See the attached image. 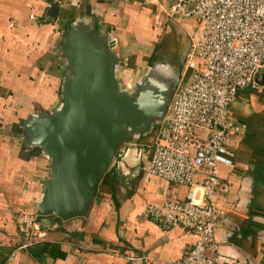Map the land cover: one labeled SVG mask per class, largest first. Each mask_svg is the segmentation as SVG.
Instances as JSON below:
<instances>
[{
    "label": "crops",
    "instance_id": "0c3cea01",
    "mask_svg": "<svg viewBox=\"0 0 264 264\" xmlns=\"http://www.w3.org/2000/svg\"><path fill=\"white\" fill-rule=\"evenodd\" d=\"M131 1L114 2L117 13L105 11L99 17L93 9L92 15L114 47L125 53L122 65L133 73L147 64L162 29L189 19L165 15V26L155 27L151 9L145 6L149 1ZM64 2L0 0V264H169L192 248L197 235L181 228L162 229L144 213L148 203L181 199L185 192L181 186L146 174L154 132L144 147L118 150L86 215L68 220L39 216L40 242L34 249L18 248L15 214L31 207L48 168L40 151L25 145L20 125L29 114L48 112L59 103L66 74L61 54L63 24L74 14ZM56 8L55 19L49 21ZM193 26L190 19L182 33L186 35ZM156 52L161 57L155 60L172 63L177 59L169 50ZM179 72L180 80L187 81L189 71ZM129 77L128 87L133 83ZM257 81L256 87L239 89L227 109L228 119L239 129L227 134L233 165L216 167L217 197L226 210L214 231L219 264H264V69ZM198 131L204 133L202 128ZM200 179L197 173L196 180ZM43 245L47 248L42 249Z\"/></svg>",
    "mask_w": 264,
    "mask_h": 264
},
{
    "label": "built area",
    "instance_id": "2783aa9c",
    "mask_svg": "<svg viewBox=\"0 0 264 264\" xmlns=\"http://www.w3.org/2000/svg\"><path fill=\"white\" fill-rule=\"evenodd\" d=\"M81 1L66 3L78 6ZM150 2L169 18L192 19L194 29L183 66L190 76L179 81L165 117L156 125L145 166L147 175L183 187L184 197L160 205L148 203L144 213L162 229L181 228L197 235L192 248L169 264H219L214 231L226 210L217 197L216 167L233 165L227 134L239 127L228 119L227 109L239 89L258 85V74L264 69V0ZM200 128L204 133H199ZM37 220L34 212H16L18 248L40 242Z\"/></svg>",
    "mask_w": 264,
    "mask_h": 264
},
{
    "label": "water",
    "instance_id": "95a60500",
    "mask_svg": "<svg viewBox=\"0 0 264 264\" xmlns=\"http://www.w3.org/2000/svg\"><path fill=\"white\" fill-rule=\"evenodd\" d=\"M57 13L53 9L49 21ZM101 26L86 13L69 20L61 43L66 74L59 103L29 114L20 125L25 145L38 148L48 161L32 201L38 216L86 215L119 147L154 132L180 81L179 70L160 59L132 89L124 87L118 75L122 55Z\"/></svg>",
    "mask_w": 264,
    "mask_h": 264
},
{
    "label": "rangeland",
    "instance_id": "374dc122",
    "mask_svg": "<svg viewBox=\"0 0 264 264\" xmlns=\"http://www.w3.org/2000/svg\"><path fill=\"white\" fill-rule=\"evenodd\" d=\"M88 1H89L91 6H88L87 2H85L83 0L81 1V3L78 6H71V5L67 4L66 2H64L65 7H68L71 10L72 14L74 13L72 15L71 19L77 17L79 15V13H82V14L86 13V15L91 17V19L94 22H97L98 21V20H96L97 18H95L92 15L93 9H94L95 13H97V14L100 13L99 17H102L101 15H104L103 12H105V11H106L105 13H112V12H110V10L114 11V12L116 11V13L118 12V8L114 5H112V4H114V2H117V0L116 1L115 0H103L104 3H101L102 2L101 0H88ZM106 1L111 3V4L106 5L105 4ZM146 1H149V2H147V4L145 6L147 8L151 9L150 14H152V17H153L154 26L156 27L157 25L158 26L160 25V26L164 27L165 24H164L163 18L165 17V14L158 13L159 12L158 11V9H159L158 5L153 4L152 2H150V0H146ZM128 2H132V1L128 0ZM86 7H88V8L85 10ZM83 10H85V11H83ZM157 15H160L159 18H157ZM49 19H50V17H48V20ZM189 20H185L184 22H178L181 25L180 27H179V24L176 25L175 23H172V24L170 23V24H168V26L166 28L162 29L159 32L160 39L158 41V49L161 48L164 52H166V50H169L171 52V55L173 54L172 57H180L181 58V65H180L181 67H180V69H178V67H177V69L181 72H182L183 66H184V57H185L184 55L188 51V48H189V34L193 31L194 26L190 31L186 32V35H184L181 30L183 27H186L189 24ZM66 24H68V23H66ZM66 24L65 25L63 24L64 33L66 31V28H67ZM113 25H115V24H113ZM110 30H112V29H110ZM110 33H113V32L110 31ZM115 49H117V48H115ZM170 52H169V54H170ZM121 55H123V54H121ZM121 66H122L121 67V69H122L123 65L121 64ZM146 68H147V66H146ZM121 69H120L119 74H118L120 81L123 83L124 87H128L127 83L130 79L127 81V78H130L129 76L131 75L133 77V83L130 85V88L132 89V87L134 86V81H135L134 79L138 74L137 69H135L133 73H131V71L130 72L127 71V73L126 72L124 73L121 71ZM141 69H143V68H141ZM144 69H145V67H144ZM150 136H152V134L147 135L146 137L148 139H146L144 141H143V139H140L137 141H129L128 143L121 145L118 150L119 151H120V149L125 150V148L128 146L131 150L134 148H142V147H144L143 145H145V143L146 144L149 143ZM38 194H39V192H38ZM30 208H31L30 211H33L32 204H31Z\"/></svg>",
    "mask_w": 264,
    "mask_h": 264
},
{
    "label": "trees",
    "instance_id": "16d2710c",
    "mask_svg": "<svg viewBox=\"0 0 264 264\" xmlns=\"http://www.w3.org/2000/svg\"><path fill=\"white\" fill-rule=\"evenodd\" d=\"M87 8H88V7H86L85 10H86ZM85 10H83V11H85ZM139 16L141 17L142 14H140ZM157 50H158V44L155 45V48H153L151 54L149 55V57H148V61H147V64L145 65V69H146V66L150 65L151 62L154 61L156 57H161V54H157V52H156ZM155 52H156V53H155ZM126 54H128V53H126ZM124 56H125V53H123L122 57H124ZM129 56H130V53H129ZM121 67H122V66H121ZM145 69H144V68H143V69H140V70L138 71L137 77H138V76H139V75H140ZM131 70H132V69H130V68H128V67H123V69H121L122 72H126V73H127V71L130 72ZM34 150H35V151H39L38 148H34ZM30 209H31V208H29V210H25V211H28V212H34V211H30ZM38 217H39V216H38ZM36 246H37V244L34 245V246H32V247H30V248H28V249H34ZM46 248H47V247H46L45 245L42 246V249H46Z\"/></svg>",
    "mask_w": 264,
    "mask_h": 264
},
{
    "label": "flooded vegetation",
    "instance_id": "af4514ba",
    "mask_svg": "<svg viewBox=\"0 0 264 264\" xmlns=\"http://www.w3.org/2000/svg\"><path fill=\"white\" fill-rule=\"evenodd\" d=\"M164 57V56H163ZM171 57V56H170ZM168 59H169V57H168ZM173 61H172V65L175 67V68H177V66H178V68L180 69V65H181V58L180 57H177V61H178V63L176 62V60H174V59H172ZM176 64H178V65H176ZM142 139H144V138H142Z\"/></svg>",
    "mask_w": 264,
    "mask_h": 264
}]
</instances>
